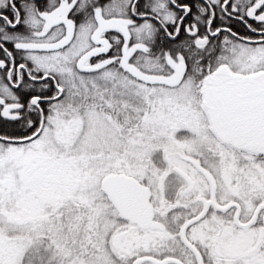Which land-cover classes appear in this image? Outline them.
<instances>
[{"label":"snow or ice","instance_id":"6c2138e0","mask_svg":"<svg viewBox=\"0 0 264 264\" xmlns=\"http://www.w3.org/2000/svg\"><path fill=\"white\" fill-rule=\"evenodd\" d=\"M0 264H264V0H0Z\"/></svg>","mask_w":264,"mask_h":264}]
</instances>
